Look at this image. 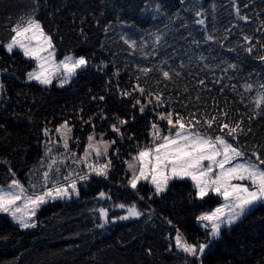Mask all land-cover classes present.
<instances>
[{
    "label": "trees",
    "instance_id": "obj_1",
    "mask_svg": "<svg viewBox=\"0 0 264 264\" xmlns=\"http://www.w3.org/2000/svg\"><path fill=\"white\" fill-rule=\"evenodd\" d=\"M29 15H34L53 36L57 58L68 53L85 55L91 66L63 87L55 82L45 87L26 78L35 67L34 61L18 50L9 55L0 46V84L4 85L0 91V182L13 178L11 168L28 190L32 191L30 181L39 185V176L33 172L39 168L44 142L49 139L43 129L47 127L50 136L58 139L55 128L65 120L73 127L70 149L74 152L83 153L93 132L97 139L103 133L104 139L116 143L109 149L108 159L113 164L109 179L93 175L88 181L78 182L79 197L42 205L35 217L36 228L21 230L10 217L0 214V264L190 261L175 249V228L163 218L171 219L189 242L203 241L205 231L196 217L220 198L210 195L204 201L196 200L190 180H173L166 192L151 200L147 197L152 186L142 182L139 191L145 200H139L127 187L131 173L124 161L131 159L138 146L151 143L153 121L167 129L156 113L169 109L185 117L189 112L199 116L200 112L216 115L221 108L229 110L233 120L242 118L245 129L251 127V132L236 141L227 137L229 142L249 155L256 146L264 158V114L250 123L248 120L254 115L249 109L255 107L259 85L264 83V63L256 59L264 55L260 47L264 43V0H0V42H8L13 34L11 27ZM197 19H204L205 24H196ZM208 35L213 39L207 40ZM244 36L251 37L248 43L255 45L251 54L244 51L248 46ZM122 37L134 40L135 49L129 48ZM229 64L236 67L229 68ZM142 67L153 71L144 76L139 71ZM156 69L171 70L172 79L164 80ZM246 83L253 85L251 91L242 87ZM137 84L160 92L165 105L154 109L153 99L141 114L139 106L133 108V97L147 104L139 92L131 97L120 94V90L132 92ZM100 96L105 99L100 100ZM117 116L129 121L121 126L123 138L110 127L117 123ZM89 117L93 118L91 124L82 123ZM203 130L220 134L215 128ZM101 191L108 192L111 201L96 199ZM133 201L141 209L151 205L152 218L146 212L139 219L111 222L113 217L125 214L123 209H112L110 222L97 226L102 221L92 209ZM203 264H264V205H257L225 228L221 239L203 257Z\"/></svg>",
    "mask_w": 264,
    "mask_h": 264
},
{
    "label": "snow or ice",
    "instance_id": "obj_2",
    "mask_svg": "<svg viewBox=\"0 0 264 264\" xmlns=\"http://www.w3.org/2000/svg\"><path fill=\"white\" fill-rule=\"evenodd\" d=\"M237 14L239 15V10ZM196 15L200 16L201 13L197 12ZM239 18L245 21L249 19L247 16ZM22 20L23 22H18L11 27L13 34L7 43L0 42V46L9 55L18 50L23 57L34 61V69L26 74L28 81H35L47 87L52 85L54 80H59L58 86L63 87L81 71L89 69L91 60L85 55L75 56L70 53L63 59L57 60L53 36L45 31L41 22L34 15H29L27 19L22 18ZM195 23L204 25L205 20L197 19ZM261 30H264V27ZM206 39L212 40L213 37L208 35ZM250 40L251 37L244 36L246 43ZM124 43L129 48L135 49L134 40L130 42L124 39ZM260 47L264 49V43ZM254 48L255 45L248 43L244 51L251 54ZM232 50L229 49V51ZM256 59L264 63V55H259ZM228 67L235 68L236 65L229 64ZM139 71L147 76L153 69L142 67ZM156 71L161 73L164 80L172 79L171 70L156 69ZM118 74L117 72L114 75ZM176 75L179 76L180 73ZM199 83L203 85L204 81L200 80ZM242 87L246 92L253 89L251 83H246ZM3 89L4 85L0 84V91ZM133 92H139L140 96L147 100L145 104L140 98L133 97V108L139 106L141 114L145 113L153 99L155 100L154 109L162 108L166 103L161 98L160 92L153 93L139 84L133 87L132 92L120 90V94L124 97H131ZM99 99L104 100L105 97L100 96ZM199 99L197 97V100ZM253 102L255 107L249 110L254 115L248 117L249 123L257 115L264 114V83L259 85V91ZM156 117L158 121L166 122L167 129H163L158 122L153 121L150 129L151 143L143 147L138 146L137 152L131 155V159L124 161L127 171L131 173L127 179V187L131 188L139 200L143 201L145 197L140 195L139 191V185L142 182L152 186L153 191L147 197V200H151L154 196H160L166 192L170 181L190 180L196 200L204 201L210 195L221 199L222 202L218 206L196 217L198 224L205 231L203 241L189 242L171 219L163 218L168 225L175 228V236L172 238L175 249L191 258L190 261L186 259L185 264H203V257L221 239L225 228H230L237 223L257 205H264V158L255 150L256 146L249 155L229 142L227 137L236 141L239 136L251 132V127L245 129L243 119L233 120L229 110L225 108L219 109L216 115L200 112L198 116L197 112H189L187 117L174 109H169L157 112ZM101 118L105 117L101 115ZM92 119V117L86 121L82 119V123L91 124ZM115 119L117 123L110 125L111 130L123 138L121 126L129 121L119 116ZM132 119L135 117L133 116ZM205 127L218 129L220 134H210L203 130ZM72 132L73 127L67 120L55 128L58 139L50 136V130L47 127L43 129L44 136L49 139L44 142L45 151L39 162V168L33 172V175L39 176L41 183L38 185L30 181L31 192L15 178V173L9 168L13 178L6 189L0 187V214L10 217L21 230L37 227L35 219L37 211L49 201L79 197L78 182L88 181L93 175L105 180L109 179L113 168L111 159H108L109 149L116 141L105 140L103 133L97 139L93 132L87 137V144L82 155H77L70 149ZM129 139L132 137L130 136ZM52 145H56V148ZM59 148L63 151H59ZM102 159L103 162H101ZM190 196H192L191 193ZM96 199L111 201L112 198L108 192L101 191ZM112 209H123L125 214L113 217L111 222L139 219L145 216L146 212L151 219L154 214L151 205H148L147 209H141L136 201L130 204L111 203L107 207L92 209L99 213V219L102 221L97 225L98 227H103L110 222L109 212Z\"/></svg>",
    "mask_w": 264,
    "mask_h": 264
},
{
    "label": "rangeland",
    "instance_id": "obj_3",
    "mask_svg": "<svg viewBox=\"0 0 264 264\" xmlns=\"http://www.w3.org/2000/svg\"><path fill=\"white\" fill-rule=\"evenodd\" d=\"M7 43V42H6ZM68 54H70V53H68ZM68 54H65L64 56H66V55H68ZM72 54V53H71ZM63 56V57H64ZM75 56H78V55H75ZM63 57H61V58H57V60H60V59H63ZM34 69V68H33ZM33 69H31V70H33ZM31 70H29V71H31ZM28 71V72H29ZM26 78H27V76H26ZM53 82H55L57 85H59V80H54ZM105 140H108V139H105ZM76 153H77V155H82L81 154V151L79 152V151H77L76 150ZM101 162H103V159H102V161ZM11 181V179L9 180V181H6V182H0V187H3V188H7V184L9 183ZM22 183V182H21ZM23 184V183H22ZM29 192H31L30 190H29ZM222 201H221V199L212 207V208H210V209H208V210H206V211H210V210H212L213 208H215L216 206H218L220 203H221ZM206 211H203V212H206ZM201 214V213H200ZM199 214V215H200ZM197 221V220H196ZM198 223V222H197Z\"/></svg>",
    "mask_w": 264,
    "mask_h": 264
}]
</instances>
